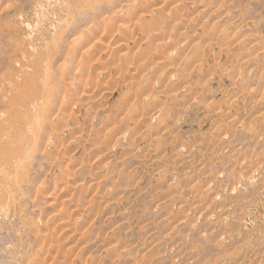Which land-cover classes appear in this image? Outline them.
<instances>
[{"label":"rangeland","instance_id":"1","mask_svg":"<svg viewBox=\"0 0 264 264\" xmlns=\"http://www.w3.org/2000/svg\"><path fill=\"white\" fill-rule=\"evenodd\" d=\"M263 50L264 0H0V264H264Z\"/></svg>","mask_w":264,"mask_h":264},{"label":"bare ground","instance_id":"2","mask_svg":"<svg viewBox=\"0 0 264 264\" xmlns=\"http://www.w3.org/2000/svg\"><path fill=\"white\" fill-rule=\"evenodd\" d=\"M215 15V14H214ZM68 25V24H67ZM81 39V38H80ZM264 51V50H263ZM161 53V52H160ZM171 55V54H170ZM173 55V54H172ZM152 56V55H151ZM171 58V57H170ZM247 65V64H246ZM247 67V66H246ZM261 67V66H260ZM248 68V67H247ZM253 71V70H252ZM72 85V84H71ZM8 88V87H7ZM7 90V89H6ZM15 90V89H14ZM264 97V96H263ZM256 104V103H255ZM38 119V118H37ZM39 120V119H38ZM38 123V122H37ZM242 125V124H241ZM3 127V126H2ZM9 128V127H8ZM39 131V130H38ZM40 132V131H39ZM1 134H2V132H1ZM40 135V134H39ZM227 137V136H226ZM36 141V140H35ZM8 173V172H7ZM252 176V175H251ZM243 180V179H242ZM256 180V179H255ZM250 181V180H249ZM254 181V180H253ZM252 182V181H251ZM63 183V182H62ZM209 193V192H208ZM208 193H206V194H208ZM200 196V195H199ZM174 200V199H173ZM35 212V211H34ZM212 219V218H211ZM223 238V237H222ZM170 240V239H169ZM220 244H221V242H220ZM174 245V244H173ZM243 247V246H242ZM248 247H250V246H248ZM41 251V250H40ZM240 252V251H239ZM241 253V252H240ZM240 253L238 254V255H240ZM233 255H235V253L233 254ZM223 257V256H222ZM224 258V257H223ZM222 259V258H221ZM211 261V260H210ZM218 262H219V260H218ZM208 263V262H207Z\"/></svg>","mask_w":264,"mask_h":264}]
</instances>
